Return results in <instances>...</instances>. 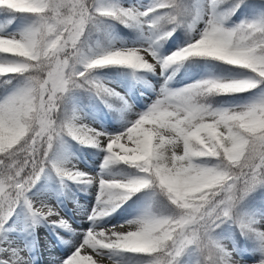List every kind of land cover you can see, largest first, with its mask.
I'll return each mask as SVG.
<instances>
[{"label": "snow or ice", "instance_id": "1", "mask_svg": "<svg viewBox=\"0 0 264 264\" xmlns=\"http://www.w3.org/2000/svg\"><path fill=\"white\" fill-rule=\"evenodd\" d=\"M39 226L50 264H264V0H0V264H39Z\"/></svg>", "mask_w": 264, "mask_h": 264}, {"label": "rangeland", "instance_id": "2", "mask_svg": "<svg viewBox=\"0 0 264 264\" xmlns=\"http://www.w3.org/2000/svg\"><path fill=\"white\" fill-rule=\"evenodd\" d=\"M252 2L258 3L259 0H252ZM114 31L120 36L127 38V33L129 30H122V26H117ZM107 71V70H105ZM113 81L112 86L116 87L118 91L129 90V93L133 96L139 97V89H142L144 85L140 82H135L130 78H125L123 76L113 75L111 76ZM139 103V99L136 101ZM75 107L86 114V118L93 120L94 125L108 128L113 130L120 126L119 114L109 110L103 104L95 99H90L87 94H80L78 101L75 102ZM69 151L74 153L75 158L79 160L80 166L91 169L94 171H99V165L103 160V153L99 152L95 148H86L77 143L70 142ZM55 174L45 175L42 177L41 183H51ZM73 193L69 196H62L61 199L66 204L64 211L68 216L75 218L76 223H80V213L76 209V202L78 200L80 204H86L88 201H94L95 194L91 190L89 193L79 191L77 186L72 185ZM260 194H256V199L259 200ZM115 215V214H114ZM115 222V221H113ZM63 231V230H60ZM70 235V234H69ZM35 238L37 240L38 252L37 258L39 264H50L54 257L61 254V248L63 245L58 244L55 235L49 231L47 227L39 226L35 229ZM239 258V257H238ZM243 259L246 264H252V257L245 255Z\"/></svg>", "mask_w": 264, "mask_h": 264}, {"label": "trees", "instance_id": "3", "mask_svg": "<svg viewBox=\"0 0 264 264\" xmlns=\"http://www.w3.org/2000/svg\"><path fill=\"white\" fill-rule=\"evenodd\" d=\"M122 28H123V27H122ZM123 30H125V31H126V30H128V29H125V28H123ZM68 195L70 196V194H68Z\"/></svg>", "mask_w": 264, "mask_h": 264}]
</instances>
